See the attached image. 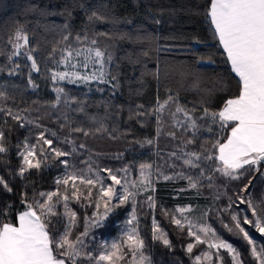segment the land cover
<instances>
[{
	"label": "trees",
	"instance_id": "1",
	"mask_svg": "<svg viewBox=\"0 0 264 264\" xmlns=\"http://www.w3.org/2000/svg\"><path fill=\"white\" fill-rule=\"evenodd\" d=\"M99 2L100 0H0V53H3L0 55V64L5 63V57L13 50L9 41L17 26H23L27 30L29 45L38 47L39 50L33 53L34 56L44 58L60 41L66 25L70 26L72 33L70 39L73 40L76 35L103 32L110 34L131 32L139 36L147 35L149 40L155 36L154 44L145 42L143 45L135 41L105 40L103 36H97L101 44L112 45L111 50L118 58L116 63H119L121 69L119 73L121 87L117 89V94L111 100V106L107 108L104 103L112 93L111 85L94 83L91 90L87 86L67 82L57 85L43 74L33 72L32 80L38 85L37 88H33L28 82L29 68L26 66L30 65L31 61L24 56L15 58V61L22 65V70L17 75L9 76L7 71L0 73V92H6L5 98L0 99V108H11L14 111L29 110L27 115L36 119L43 129L49 130L45 132V137L53 139V147L70 151L72 145L64 142V138L68 137L75 141L77 148L76 153L68 157L55 158L54 154L41 153L40 145H38L37 158L49 155L47 166L42 164L40 169H29L21 178L17 175L22 164L17 154V145L23 142L25 137H28L30 144H35L42 129L34 125H25L21 128L17 121L0 112V129L5 132L4 146L8 149L6 153H0V177H3L12 188L9 194L0 186V209L3 210L0 221L18 224V215L26 210L22 193H27L24 200L32 203L34 192L48 193L59 190L61 194H64L66 191L70 197V206L77 214L70 233V238L76 240L84 232L85 220L95 208L91 201L98 199V186L92 189V197L89 200L86 199L89 188L77 180L76 185L82 193L81 199L79 202L71 199L72 192L75 191L72 187L73 182L69 181L67 186L55 183L56 179L62 177L66 171L65 166L61 164L62 160L67 159L70 165H76L78 168L85 167V161L92 163L94 169L97 165L100 168L113 169L130 165L131 173H137L139 164L145 163L151 164L153 169L159 166L160 170L169 176L184 172L195 177L200 169H190L183 164L182 160L169 159L167 155L177 151L178 141L160 136L156 145L142 146L141 143H137V141L156 138V117L129 120V111L140 105H143L145 110L155 108L157 101L163 102L168 95L165 85L178 92L181 104L190 109L195 107V115L199 117H203L204 108L209 111H219L227 99L238 95V77L231 71L226 53L213 35L205 16L209 0H104L106 7L110 5L115 9L118 18L113 17L112 21L105 22L96 21L90 25L86 14ZM67 12H71V16L67 15ZM125 18L131 23L125 22ZM157 20L159 23L155 22ZM144 50L149 51V56H140L141 51ZM129 57H139L143 63L133 67L129 63ZM44 63H48L47 59ZM49 67L52 65L49 64ZM145 70L164 72L167 76L163 78V83L161 79L145 76L143 90L137 92L136 78ZM181 73L184 75L182 76ZM195 76L201 77L204 81L199 90L187 86L190 77ZM216 82H222L223 88H214L211 98L205 104L202 97L208 95V90L213 89ZM57 86L64 87L76 99L86 100L88 115L72 112L63 103L56 105L57 93L54 88ZM97 88H103L104 91H97ZM71 107L75 108L77 105L73 103ZM65 113H67V119ZM88 116H107L105 125L109 132H96L95 135L90 134L85 137L83 133L71 132L70 127H61V124L71 121V127L79 124L81 127L89 128L93 125V121L88 119ZM208 126H211L213 131L201 130L196 133L195 143L185 151L198 149L205 138L214 139L213 133L217 132L218 125H211L208 121ZM113 129L118 139L113 138ZM51 131L57 133L59 141L51 137ZM192 135V132L187 133V137ZM81 143H84L86 147L79 148ZM43 147L47 149L46 145ZM120 153H123V157L115 159L114 157ZM170 164H175L176 167H169ZM262 173H264V162L259 171L247 172L235 180L216 173L212 180L216 187H208V181L202 179L195 189H188L189 184L185 179L176 178L166 181L155 178L156 206L154 208L141 206L149 194L136 197L137 220L133 222V225L137 228L139 237L145 242L144 252L153 264H191L183 246L194 242V238L187 236V225L181 231L173 222L174 217L178 216L174 191L177 188H184L187 194L196 196L197 200H200L202 196L208 198L212 206L207 210L206 220L225 240L231 242L240 251L244 264H258L251 255L250 248L242 239L228 232L221 221L232 226L230 214L233 210L229 209L225 212L224 209L229 206V197L235 200V194L239 193L245 185L248 187L244 195L247 197L249 193L251 194L250 198L254 206H258V212L264 208V174ZM57 199L58 197H53V202L55 203ZM131 203V200L122 206L118 201L113 203L118 207L111 211L106 222L95 231L94 239L88 241L87 247L83 249L85 251L76 264H96L88 256V252L95 253L99 246L98 239L111 235L120 237L123 248V255L116 264H135L131 252L124 244L126 235L123 233V228L128 224ZM200 206L205 210V205ZM241 210L247 212L249 218H252L246 204L235 208L236 212ZM165 212L168 215H165ZM56 213L49 225L50 236L59 235L65 227L62 205H57ZM153 221L167 234L173 245L171 250L161 241L153 240ZM243 226L249 229L248 225ZM249 231L254 239L264 244V239H261L257 232L250 229ZM204 250L213 251L208 249L206 244H197L191 256L194 257ZM55 251L54 248V254ZM213 253L216 257L214 264H218L216 252L213 251ZM219 257L222 258L223 264H232L226 252L219 251ZM66 264H69L68 259ZM201 264L206 263L201 261Z\"/></svg>",
	"mask_w": 264,
	"mask_h": 264
},
{
	"label": "snow or ice",
	"instance_id": "2",
	"mask_svg": "<svg viewBox=\"0 0 264 264\" xmlns=\"http://www.w3.org/2000/svg\"><path fill=\"white\" fill-rule=\"evenodd\" d=\"M71 14V12H67V15L71 16ZM86 15L90 25L96 21H112L113 17H117L115 9L110 5L106 7L104 0H100L95 7L89 9ZM205 16L212 28L213 35L226 53L231 71L238 77V95L227 99L219 111H209L204 108L203 117H199L195 115V107L190 109L181 104L178 92L165 85L168 95L163 102L158 100L155 108L147 110L143 108V105H140L132 108L128 113L129 120L156 117V138L137 141V143H141L142 146L144 144L156 145L160 136L169 137L173 141H178L177 151L167 153L169 159L182 160L188 168L200 169V171L195 177L184 172L169 176L164 174L159 166L153 169L151 164L141 163L138 167L140 180L136 181L130 176L132 171L130 165L116 169L111 167L100 168L97 165L94 169L92 163L85 161V167L78 168L76 165H70L67 159L62 160L61 164L65 166L66 171L62 177L56 179L55 183L67 186L69 181H72V187L75 191L72 192L71 199L77 202L81 199L82 193L79 192L76 185L77 180L89 188L86 198L89 200L92 197V189L98 186V199L91 202L97 209L103 207L104 213L103 216L97 213L96 219L91 222L89 227H99V221L107 218L108 214L118 207V205L112 204L113 200H118L120 206L126 205L131 200V218L127 223L132 225L133 221L137 220L136 197L141 191L147 192L151 189L153 194L148 195L141 206L146 205L148 208H154L156 206L155 188L152 187L150 177L154 176L156 179L166 181L176 178L185 179L188 181L189 187L195 189L200 185L202 179L208 181V187H216L212 183L216 173L222 177L235 180L247 172L260 170V166L264 162V0H209V7L205 10ZM125 22L131 23L127 18H125ZM155 22L159 23L158 20ZM71 36L70 26L66 25L60 41L52 47L48 56L46 58L37 57L33 53L39 50L38 47L30 46L27 30L23 26H17L9 41L13 50L5 57V63L0 64V73L7 71L9 76L17 75L22 70V65L16 62L15 58L26 56L27 60L31 61L30 65L26 66L29 68L28 82L33 88L38 87L32 80L33 72L43 74L47 79L56 82L57 85L59 82L80 84L87 86L89 90L94 83L111 85L112 93L104 103L107 108L111 106L112 98L117 94V89L121 87L119 75L121 69L119 63H116L118 58L111 50L112 45L101 44L97 36H103L105 40L135 41L141 45L145 42L149 44L155 42V36L149 40L147 35L139 36L131 32H117L115 34L103 32L91 35L85 33L76 35L74 40L70 39ZM140 56H149V51H141ZM45 59L48 63H44ZM128 59L133 67L143 63L139 57H129ZM49 64L52 67H49ZM181 75L183 76L184 73ZM145 76L161 79L163 83V78L167 76V73L145 70L141 76L136 78L137 92L143 90ZM203 83L201 77L195 76L190 77L187 86L199 90ZM214 88H223V83H214L213 89L208 90V95L202 97L205 104L211 98ZM96 90L104 91L103 88ZM54 91L57 93L56 105L63 103L72 112L88 115L86 100L72 97L64 87L57 86ZM5 95L6 92H0V99H4ZM73 103L77 107L72 108ZM28 111L26 109L14 111L11 108H0V112L17 121L21 128L25 125H34L42 129L35 144H30L28 137H25L24 141L17 145V154L22 160L17 175L21 178L29 169H40L42 164L47 166L46 162L49 155L37 158L38 145H40L39 151L41 153L54 154L55 158L68 157L77 151L75 141L68 137L64 138V142L72 145L70 151L53 147V139L45 137V132L49 130L43 129V126L37 123L36 119L30 118L27 115ZM65 117L67 119V113H65ZM106 118L107 116H88V119L93 121V125L89 128L81 127L79 124L76 127H71V121L67 124H61V127H70L71 132L83 133L85 137H88L90 134L95 135L96 132H109L105 125ZM208 121L211 122V125H218L217 132L213 133L214 139L205 138L201 141L198 149L185 151L195 143L196 133L201 132V130L213 131L212 127L208 126ZM189 132H192V137H187ZM223 133L226 135H221ZM50 135L59 141L60 138L55 131H51ZM112 136L119 138L115 136V129L112 130ZM4 141L5 132L0 129V153L8 151L4 146ZM45 145L47 149L43 147ZM85 147L84 143L79 145L81 149ZM122 157L123 153H120L114 158L121 159ZM168 166L176 167L175 164ZM105 181H109V183H105ZM0 186L11 194L12 188L3 177H0ZM247 187L245 185L239 193L235 194V200L229 197V206L224 209L225 212H228L229 209L233 210L230 214L232 226L224 224L223 221L221 223L228 232L242 239L250 248L251 255L258 261V264H264V244L254 239L249 231V229L254 230L261 239H264V208L258 212V206H254L250 198L251 194L249 193L247 197L244 195ZM26 195L27 193H22V201L26 204V210L19 214L18 224L0 221V264H65L64 258L68 259L69 264H76V258L80 257L83 249L87 247L86 238L89 237V231L86 229L80 237H77L75 242L69 239V232L77 215L69 208V195L66 191L61 194L59 190L48 193L34 192L32 203L24 200ZM40 197L44 198V202H41ZM53 197H58L55 203ZM58 204L64 208L65 230L59 235L50 236L49 225L52 223L51 218L57 214L56 207ZM245 204L252 218H249L247 212L243 210L235 211L236 207ZM186 210L183 207L176 209L180 218L174 217L173 222L181 231L187 224V236L194 237V242L183 246L191 264H201L202 260L209 262L212 260L210 251H204L194 257L191 256L197 244H207L208 249H215L219 264H223L222 258L219 257L221 249L230 254L232 264H243L240 251L232 243L220 237L206 221L200 223L185 216ZM164 214L168 215L167 212ZM0 215H3L2 209H0ZM243 225H248L249 229ZM125 231L129 247L132 248L135 264H151L150 257L141 251L145 248V242L136 234L137 228L133 226L130 230L126 228ZM152 238L154 241H161L169 250L173 247L167 234L155 224V221H153ZM62 249L63 251H61ZM111 249V252L99 255L98 264H102L104 261H113L119 245L113 242ZM137 254L139 255L138 260H136Z\"/></svg>",
	"mask_w": 264,
	"mask_h": 264
},
{
	"label": "rangeland",
	"instance_id": "3",
	"mask_svg": "<svg viewBox=\"0 0 264 264\" xmlns=\"http://www.w3.org/2000/svg\"><path fill=\"white\" fill-rule=\"evenodd\" d=\"M24 57H26V56H24ZM61 67H63V66H61ZM55 84H56V82H54ZM59 83H66V82H59ZM76 85H80V84H76ZM102 174V173H101ZM102 175H104V174H102ZM130 176H131V178L133 179V180H136V181H139L140 180V176H139V172H133V173H130ZM122 179H123V177H121ZM150 179L152 180V187H154L155 188V177L153 176V177H150ZM105 183H109V181H105ZM189 184V183H188ZM188 189H193V188H190L189 186H188ZM118 191H119V188H118ZM46 193V192H45ZM144 194H151V189H149V191H147V192H143V191H141L138 195H137V197H139V196H142V195H144ZM174 196H175V199H176V205H177V209L178 208H181V207H183V208H185V209H187L186 211H185V213H184V215L185 216H187V217H189L190 219H192V220H194V221H199L200 223H204L205 221L207 222V224L208 225H210L213 229H214V231L217 233V234H219L218 233V231L215 229V227L212 225V224H210L207 220H206V213H207V210L208 209H211V206H212V203H210V202H208L209 200H208V198H206V197H203L202 196V198L200 199V200H197V198H196V196H194V195H189V194H187L186 193V190L184 189V188H177V189H175V191H174ZM197 197H199V196H197ZM40 200H41V202H44V198H42V197H40L39 198ZM116 201H118V200H113L112 201V204L114 203V202H116ZM68 204H69V208L72 210V211H74L73 209H72V207L70 206V203L68 202ZM201 204H203V205H205L206 207H205V210H203V208L200 206ZM24 211V210H23ZM22 211V212H23ZM21 213V212H20ZM97 213H99L101 216H103V213H104V209H103V207H101V208H99V209H97V208H94V210L92 211V213L86 218V220H85V229H84V231L87 229L88 231H89V237L88 238H86V244H88V241L89 240H92V239H94V236H95V231L99 228V227H101L105 222H106V220L108 219V216L110 215V213L108 214V216H107V218H104V219H101L100 221H99V227H89V225L91 224V222L92 221H94L95 219H96V217H97ZM177 218H180L179 217V214L177 213ZM19 216V215H18ZM131 218V212H130V214H129V219ZM133 222H135V221H133ZM185 225H187V224H185ZM134 225L132 224V225H126L124 228H123V233L126 235V231H125V229L127 228V229H129L130 230V228L131 227H133ZM72 229H73V226H72V228H71V230H70V232H69V239L70 240H72L71 238H70V233H71V231H72ZM65 230V227H64V229H63V231ZM62 231V232H63ZM164 232V231H163ZM138 236H139V234H138V232L136 233ZM220 235V234H219ZM81 236V235H80ZM168 237V236H167ZM220 237H222L221 235H220ZM253 237V236H252ZM194 238V237H193ZM223 238V237H222ZM254 238V237H253ZM224 239V238H223ZM225 240V239H224ZM73 242H75L76 240H72ZM227 241V240H226ZM113 242H115V243H117L118 245H119V249L118 250H116L117 251V255L115 256V257H113V261H115V264L120 260V258L122 257V255H123V248H122V244H121V240H120V237H118V236H116V235H111V236H107V237H105V238H99L98 239V244H99V246H98V249L96 250V252L94 253V251H90V252H88V256L89 257H91L92 259H93V261H94V263H96V264H98V257H99V255L100 254H104L105 252H111L112 251V249H111V244L113 243ZM227 242H229V241H227ZM231 243V242H230ZM124 244L128 247V249H129V251L131 252V254H132V260H133V252H132V248L131 247H129V242H128V240H127V236H125V242H124ZM206 246H207V244H206ZM208 247V246H207ZM235 247V246H234ZM83 251H85V250H83ZM141 251H143L144 252V250L142 249ZM204 251H210L211 253H212V260L209 262V261H206V260H202L204 263H206V264H214V261H215V259H216V257L214 256V253H213V251H215L216 252V250L215 249H213V251L212 250H204ZM204 251H201L200 253H198V254H201L202 252H204ZM226 252L227 253V251L226 250H224V249H221L220 250V252ZM82 254H83V252H82ZM144 254L145 255H147L145 252H144ZM197 254V255H198ZM228 254V253H227ZM229 255V257H230V254H228ZM82 256V255H81ZM80 256V257H81ZM148 256V255H147ZM80 257H77L76 258V263L80 260ZM64 258V257H63ZM65 259V264H66V259L67 258H64ZM139 259V255L137 254V257H136V260H138ZM230 259H231V257H230ZM242 259V258H241ZM151 260V259H150ZM113 261H104V262H102V264H113ZM134 261V260H133ZM243 261V260H242ZM151 264H153V262H152V260H151ZM218 264H219V261H218ZM244 264V263H243Z\"/></svg>",
	"mask_w": 264,
	"mask_h": 264
}]
</instances>
